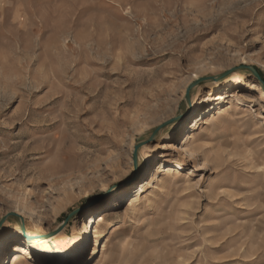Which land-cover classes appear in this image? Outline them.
<instances>
[{
  "label": "rangeland",
  "instance_id": "374dc122",
  "mask_svg": "<svg viewBox=\"0 0 264 264\" xmlns=\"http://www.w3.org/2000/svg\"><path fill=\"white\" fill-rule=\"evenodd\" d=\"M242 65L264 82V0H0V264H264V90ZM91 219L115 231L103 256Z\"/></svg>",
  "mask_w": 264,
  "mask_h": 264
},
{
  "label": "bare ground",
  "instance_id": "6f19581e",
  "mask_svg": "<svg viewBox=\"0 0 264 264\" xmlns=\"http://www.w3.org/2000/svg\"><path fill=\"white\" fill-rule=\"evenodd\" d=\"M234 77L236 78V80L231 81L232 83L234 81L240 82L242 80L239 77V75H237V74ZM187 145L188 144L186 142L181 147L182 153H188L189 150H188V146ZM140 153H138V155L142 156L144 154V150H140ZM93 222H94V220L91 219L89 227L86 228L85 233H88L89 230L92 231L94 229V234H95V238H96V244L98 242H100V244H102V252L101 253H102V256H103L105 254V252H107L110 249L109 241H110V238L115 234V231H114L113 227H111V223L108 224L109 228H105L104 229V228L96 226V223H94V225L92 226ZM105 222H106V218L102 215V216H100V221H99V223L97 225L103 224ZM30 234L33 235L34 232L31 231ZM58 239H61V237L57 235V236H48L45 240L48 241V242H53L54 243ZM105 239H107V240L104 241ZM67 241H69V240H67ZM67 241L63 239V241L59 242L60 245L62 246L61 247L62 250H64L66 248V246L68 245V244H66ZM33 250L35 251V249H33ZM32 253L33 252H31V249L29 250V249L18 248V249H16L14 251V253H12V255L10 257V260H9V264H23L27 259H31L32 258Z\"/></svg>",
  "mask_w": 264,
  "mask_h": 264
},
{
  "label": "water",
  "instance_id": "95a60500",
  "mask_svg": "<svg viewBox=\"0 0 264 264\" xmlns=\"http://www.w3.org/2000/svg\"><path fill=\"white\" fill-rule=\"evenodd\" d=\"M239 69H240V70H247V71H249V72L252 74V76L255 78V80L259 83V85L262 87V89L264 90V82H263V80L261 79L259 73L257 72V70H256L254 67H252V66H245V65H242V66H240V67L238 68V70H239ZM229 73H230V72H227V74H224V75H222V76H219L218 78H213V77H209V78H201V79H198L197 81H195V82L190 86V88H189V90H188V93H187V101H188V104H189V102H190L189 97H190V92H191L192 88H194L195 86L199 85V84H200L201 82H203V81H209V80H210V81H215V80H219V79L223 78L224 76L228 75ZM184 116H186V115H183V117H184ZM180 118H181V117H178V118L175 119V120H171V121L166 122L165 124H163L161 127H159V128L155 131V133H154L153 136H152V139H154V138L158 135L159 131H160L162 128L168 126L170 123H173V122L179 120ZM136 149H138V148H136ZM135 154H136V153H135ZM135 160H137V155H135ZM74 214H76V212L72 213V214L68 217L67 220H69ZM55 234H57V233L54 232V233H52L51 235H55Z\"/></svg>",
  "mask_w": 264,
  "mask_h": 264
},
{
  "label": "snow or ice",
  "instance_id": "6c2138e0",
  "mask_svg": "<svg viewBox=\"0 0 264 264\" xmlns=\"http://www.w3.org/2000/svg\"><path fill=\"white\" fill-rule=\"evenodd\" d=\"M152 167H153V161L149 160L145 163L144 169H142V171L143 170H151ZM0 228H2V225H0ZM9 239H11V233H6L4 231H0V252H2L4 244ZM87 239L88 238L85 237V240H87Z\"/></svg>",
  "mask_w": 264,
  "mask_h": 264
},
{
  "label": "trees",
  "instance_id": "16d2710c",
  "mask_svg": "<svg viewBox=\"0 0 264 264\" xmlns=\"http://www.w3.org/2000/svg\"><path fill=\"white\" fill-rule=\"evenodd\" d=\"M259 72V71H258ZM250 73V72H249ZM261 75V74H260ZM261 77H262V75H261ZM263 78V77H262Z\"/></svg>",
  "mask_w": 264,
  "mask_h": 264
}]
</instances>
